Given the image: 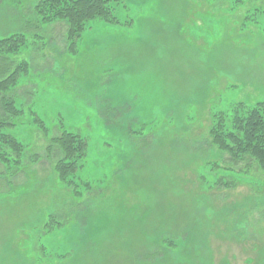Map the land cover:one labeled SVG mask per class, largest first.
<instances>
[{
  "label": "rangeland",
  "instance_id": "rangeland-1",
  "mask_svg": "<svg viewBox=\"0 0 264 264\" xmlns=\"http://www.w3.org/2000/svg\"><path fill=\"white\" fill-rule=\"evenodd\" d=\"M39 1L0 0L28 66L1 131L22 152L0 145V264H264V176L207 135L264 103V0H114L119 25L86 22L73 53ZM61 127L87 143L69 189L43 135Z\"/></svg>",
  "mask_w": 264,
  "mask_h": 264
},
{
  "label": "trees",
  "instance_id": "trees-1",
  "mask_svg": "<svg viewBox=\"0 0 264 264\" xmlns=\"http://www.w3.org/2000/svg\"><path fill=\"white\" fill-rule=\"evenodd\" d=\"M112 3L114 0H40L34 7V14L43 24L65 23L68 52L73 53L77 40L84 32L86 22L101 19L110 25H119L112 14L110 7ZM26 41L23 34H14L0 40V145L3 144L10 149L16 159L22 152L21 146L17 142L5 140L7 137L1 131L7 126L8 117L16 115L14 102L7 94L15 88L18 78L27 72L28 66L25 61L13 59L20 55L19 51L26 45ZM210 119L212 125L207 135L211 145L227 155L233 165H243L239 171L233 168H227V171L252 177L250 172L254 168L253 171L264 176V103L257 102L253 107L236 103L227 113L213 112ZM43 135L50 138V145L46 151L56 156L53 171L57 180L68 189L71 186L75 187L72 179L80 168L79 161L84 156L87 146L85 139L62 127L58 135L47 136L45 131ZM3 155L0 153L1 163L4 160ZM220 184L224 188L227 187L224 182ZM55 217L63 219L59 214L50 215L47 228L59 226Z\"/></svg>",
  "mask_w": 264,
  "mask_h": 264
}]
</instances>
